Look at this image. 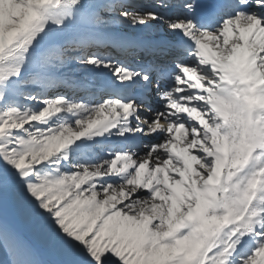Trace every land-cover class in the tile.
I'll return each instance as SVG.
<instances>
[{
	"label": "snow or ice",
	"instance_id": "snow-or-ice-1",
	"mask_svg": "<svg viewBox=\"0 0 264 264\" xmlns=\"http://www.w3.org/2000/svg\"><path fill=\"white\" fill-rule=\"evenodd\" d=\"M10 3L22 51L0 68V264H264V42L249 41L256 80L233 63L242 28L264 33V0ZM94 41L138 67L92 52L94 72L57 73L68 44ZM75 99L99 118L40 159L75 124L50 109Z\"/></svg>",
	"mask_w": 264,
	"mask_h": 264
},
{
	"label": "rangeland",
	"instance_id": "rangeland-1",
	"mask_svg": "<svg viewBox=\"0 0 264 264\" xmlns=\"http://www.w3.org/2000/svg\"><path fill=\"white\" fill-rule=\"evenodd\" d=\"M6 4L7 8H11L10 0H0V52H2L3 59H0V68L6 69L9 65L15 64L18 62L20 58V54L22 49L17 48L15 45L9 46V41L12 38L13 33L12 32H5L6 25L9 23L7 19V12H6ZM77 44H68L67 47L69 51H67V65H58L57 66V73L61 76L66 77H74L75 79L79 76H83L85 74H89L94 72V69H91L87 66L84 61L86 58H88V55L84 56H77L73 55L71 53H74L73 50L74 47H76ZM17 53V54H16ZM66 53V54H67ZM16 54V55H15ZM51 89V88H50ZM49 90V89H48ZM50 92V91H49ZM73 103L65 102L59 106H54L50 109V112L55 111V107L62 108L65 112H71L73 113V110L71 109V106H73ZM89 125V122H88ZM88 125H84L82 129H75L76 124L73 125L71 121L68 122H62L59 126H57V132L63 131V135H59L56 139L51 140L46 144V151L41 153L40 159H49L51 156L57 155L61 153L62 149H66L68 145L72 144L74 141L78 139L76 136V133L83 131L85 128L88 127ZM99 145H89L80 150V155L85 158H91L98 156V151L102 152V150H98L95 154H92V151L94 149H97ZM65 157L67 156V152H64ZM53 163H56L55 161ZM76 167H80L77 165ZM87 168V166H85ZM94 167V165H92ZM92 179L91 176L87 174V171L83 174H77L72 177V182L77 183L79 185L80 183H86L88 180ZM23 229L22 235L29 240H32L34 243H37V240L32 235L31 231L28 228V225L24 222L23 223Z\"/></svg>",
	"mask_w": 264,
	"mask_h": 264
},
{
	"label": "bare ground",
	"instance_id": "bare-ground-1",
	"mask_svg": "<svg viewBox=\"0 0 264 264\" xmlns=\"http://www.w3.org/2000/svg\"><path fill=\"white\" fill-rule=\"evenodd\" d=\"M145 19H149L148 17H144ZM252 31L253 29H241V33H240V38H242L244 41L249 42L250 40L253 42H256L259 40V36L258 34H256L255 36L252 35ZM239 49V48H238ZM17 54V53H16ZM15 54V55H16ZM60 91H65V89H60ZM52 92V90L50 91ZM73 102L75 100H72ZM74 107H78V106H74ZM72 115L75 117V124H76V130L77 129H82V127H84V125H88V122L91 120L92 116L91 114H81L79 115V113H72ZM1 252V250H0ZM2 253V252H1Z\"/></svg>",
	"mask_w": 264,
	"mask_h": 264
}]
</instances>
